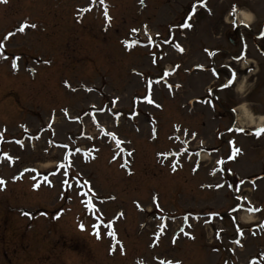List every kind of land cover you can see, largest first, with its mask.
I'll return each instance as SVG.
<instances>
[{"label": "rangeland", "instance_id": "1", "mask_svg": "<svg viewBox=\"0 0 264 264\" xmlns=\"http://www.w3.org/2000/svg\"><path fill=\"white\" fill-rule=\"evenodd\" d=\"M233 3L250 27L230 24ZM105 4L110 24L99 0L0 5V178L6 181L0 188V264H264V211L253 213L251 224L243 216L248 201L264 209V134L257 138L253 130L264 118V39L257 37L264 31V0H206V7L197 0ZM185 21L193 28L181 27ZM241 38L247 48L237 66L229 60L240 56ZM177 43L187 54L176 53ZM203 47L222 49L217 64L237 66L242 89L236 81L221 87L229 80L226 69L216 78L199 67L213 63ZM172 65L178 72L161 79ZM246 65L249 72L241 69ZM149 80L159 108L143 101ZM216 80L219 87L209 91ZM242 106L256 123L236 122ZM234 122L250 128L228 131ZM184 137L195 154L183 150ZM229 141L242 149L234 160L227 159ZM91 147L95 154L88 151V158L77 151ZM221 158L225 164L218 165ZM89 188L103 223L83 202Z\"/></svg>", "mask_w": 264, "mask_h": 264}, {"label": "snow or ice", "instance_id": "2", "mask_svg": "<svg viewBox=\"0 0 264 264\" xmlns=\"http://www.w3.org/2000/svg\"><path fill=\"white\" fill-rule=\"evenodd\" d=\"M99 2H100L101 5H104V16H105L106 20L108 21V23L110 24V23H111V19H112V17L109 16V14H108V7H107V5L105 4V0H99ZM140 2H141V4H143V0H140ZM197 2H198L201 6H203V7H206V6H207V5H206V0H197ZM0 3H7V0H0ZM93 4H95V0H93ZM90 10H91V9L89 8V9H84V10H82V11H90ZM195 10H196V5H193V14L195 13ZM209 11H210V10H209ZM236 15H237V7H236V5H233V6H232V10H231V12L229 13V16L233 17V19L231 20V23H232V25H233L234 27H237V26H238V25H237V20H236ZM188 19H191V15L189 16ZM239 24L243 25V26L246 27V28L250 27V24H248V23H247L246 21H244V20L239 21ZM31 27L35 28L36 25L33 24V25H31ZM181 27L189 28V29H190V28L192 27V25H191L190 23H188L187 21H185V22L181 25ZM146 29H147V26H145V30H146ZM20 31H24V29L21 28ZM132 31H133V32H136V31H138V30H137V29H132ZM11 35H13V34H12V33H9V36H11ZM157 35H159V33H157ZM260 35H261V36H264V31H261ZM6 38H7V37H6ZM153 42H154V41H153V37L149 34V35H148V43H149V44H152ZM125 43H127V42H125ZM163 43H170V41L167 40V39H165V40L163 41ZM129 47H131V46L129 45ZM175 48H176L178 51H180L181 53L184 51L183 47H181V45H180L179 43L175 44ZM246 48H247V45L245 44V45H244V49L246 50ZM205 52H207L209 56H214V55H215V52H211V51H209L208 49H205ZM243 58H244V57H243V53H242L240 56H236V57H234L233 59L241 60V59H243ZM46 63H47V62H46ZM153 63H155V61H153ZM12 66H13V67H16V65H14V64H13ZM199 67L203 68V65H200ZM176 68H179V65H177ZM250 70H251V69H249V71H250ZM169 74H170V73H169L168 71H165V72L163 73V76L161 77V79H163V77L168 76ZM212 74H213L214 76H218V75H219L215 69H212ZM236 76H237L236 70H235V69H232V70H231V73H230V77H231V78H230L225 84L221 85V87H222V88H228V87H230V86L232 85V83L234 82V80L236 79ZM159 82H160L159 80L155 81V83H159ZM152 85H153V81L149 80V81H148V84H147V87H146V95L143 97V101L146 102V103H148V104L155 105L157 108H159V107H161V105L157 104V103L155 102V100L152 98V93H153V87H152ZM168 87L171 88L172 85H168ZM176 87H179V85H177ZM209 91H211V89H209ZM117 99H118V98H117ZM99 111H103V109H99ZM233 111H235V109H233ZM64 112H65V115H67V110H66V109L64 110ZM137 114H138V113H137ZM77 119H79V117H77ZM48 127L51 128L52 125L49 124ZM177 131H179V128H177ZM228 131H230V132H232V131H235V132H244L245 130H244L243 128H235V129H234V128H229ZM184 134H185V135H188L187 130L184 131ZM262 134H264V127H259V128H257V129L255 130V133H254L255 137L259 138ZM105 135H110V136H112L113 138H115V134H114V133H105ZM191 135H192L193 138H195L197 134H196V133H192ZM0 138H2V134H0ZM178 138H179V137H177V139H178ZM16 143H17V144H21V146H23V144H22L21 141H16ZM118 143H120V141H118ZM201 143H203V142H201ZM229 143H230V145H231V152H230V155L227 157V159H228V160H234L239 154L242 153V149L239 148V147H237V146L235 145V141H229ZM60 147H64V148H66L67 145H60ZM77 151H79V149H77ZM69 155H70V154H69ZM129 155H131V153H129ZM5 156H7V154H5ZM7 159H8L9 161H11V160H13V157H11V156H7ZM66 159H69V157H66ZM217 164H218V165H223V164H225V160H224L223 158H221V159H219V160L217 161ZM71 166H72V164H71V160L69 159L68 167L70 168ZM60 167H61V168L64 167L63 163H61ZM176 170H177V164H173V165H172V171L175 172ZM194 170H195V169H194ZM218 170H219V171H223L224 169H223V168H220V169H218ZM216 171H217V169H214L213 172H212V174L215 175V174H216ZM62 183L67 184V181H66V180H63ZM240 183L243 184L244 181L241 180ZM84 184L87 185L88 182H87V181H84ZM4 186H6V181H5L3 178H0V188H3ZM253 186L255 187V185H253ZM34 187H39V186H38V185H34ZM216 187H217V188H224L225 185L222 184V183H217V184H216ZM227 187H228V188H232L233 185L229 184V185H227ZM236 191L238 192V191H239V188H237ZM89 193H91V195H89ZM83 195H84L85 197H87V200H86V201H83V202L85 203V206H86L87 208L94 209L95 212H97V213H100V210H99L98 208H96L95 205H94L93 202H92V197L95 196V193L92 192V189L89 188V192H87V193H83ZM235 199H236L237 201H240V200H247V197H246V196H244V197L236 196ZM248 204H249V206L247 207L246 210H247L248 212H250V213H252V212H261V211H264V209H261V208H258V207H255L254 205H252V204H251V201H248ZM155 206H156V207H159V204L157 203ZM239 207H240L239 205L233 207L232 211H239ZM137 208H140V210H143V209L141 208V206L139 205V203H137ZM25 215H28V213H25ZM119 215H120V216H123L124 214L121 212ZM209 215H210V216H214V217H219V216H220V213H219V212H210ZM101 217H102V213H100V215L97 216V219L100 220L101 223H103ZM185 219H187V217H185ZM233 221H234V223H235V218H233ZM108 227H111V221L108 222ZM261 227H264V224H262ZM80 228L83 230L84 225L81 224V225H80ZM93 228H94V230H95L94 234L96 235L97 239H99L100 236H101V233H100V231H99V225L94 224V225H93ZM164 228H165V225H163V224L159 225V230H158V232L156 233V240H157V241L159 240L160 235L163 233ZM235 230H236V232H237L239 235L243 236L244 233H243V231H242V229L240 228V226H239L238 223L235 224ZM221 231H222V229H221ZM181 232H183V229H181ZM184 234L187 235V236H189V238H191V239H195V237H194V236H191L190 233H184ZM109 235H114V231H113V232H110ZM253 235H255L254 232H253ZM217 236H219V233H217ZM234 242H235L236 244L242 246V245H241V242H240L239 240H236V241H234ZM172 243H175V239H173ZM115 250H116L115 248H112V249H111V251H112L113 253L115 252ZM120 251H121V254H124V248H123V245H120ZM160 264H181V261H178V260L175 261V262H173V261H171V260H169V261H160ZM226 264H227V262H226Z\"/></svg>", "mask_w": 264, "mask_h": 264}, {"label": "bare ground", "instance_id": "3", "mask_svg": "<svg viewBox=\"0 0 264 264\" xmlns=\"http://www.w3.org/2000/svg\"><path fill=\"white\" fill-rule=\"evenodd\" d=\"M240 17L242 18V19H245V20H247V21H249V17H248V15H246V13L244 12V11H241L240 12ZM179 70V69H178ZM178 70H177V72H178ZM176 72V73H177ZM244 80H245V78H243V79H241V80H239L237 83H239V88L240 89H242V87H243V83H244ZM243 111H242V113H241V115H240V120H241V123L243 122V119H244V122H246V123H253V116H252V114H251V112H250V110H249V108H247V107H245V106H242V107H240ZM243 117V118H242ZM251 120V121H250ZM264 122V118H261V122H259L258 124H261V123H263ZM243 124V123H242ZM245 217H246V219H252V216L250 215V213L249 212H246L245 213Z\"/></svg>", "mask_w": 264, "mask_h": 264}, {"label": "flooded vegetation", "instance_id": "4", "mask_svg": "<svg viewBox=\"0 0 264 264\" xmlns=\"http://www.w3.org/2000/svg\"><path fill=\"white\" fill-rule=\"evenodd\" d=\"M10 3V0H7V3H0V5H5L7 6Z\"/></svg>", "mask_w": 264, "mask_h": 264}]
</instances>
